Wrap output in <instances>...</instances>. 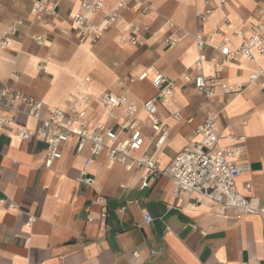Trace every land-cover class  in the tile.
Returning <instances> with one entry per match:
<instances>
[{
  "label": "crops",
  "instance_id": "1",
  "mask_svg": "<svg viewBox=\"0 0 264 264\" xmlns=\"http://www.w3.org/2000/svg\"><path fill=\"white\" fill-rule=\"evenodd\" d=\"M50 1L56 3V14L47 18L31 13L30 0H0V33L20 22L7 46L0 47V80L42 101L47 115L53 107L66 110L78 80L89 77L82 90L90 97L85 107L90 127L103 115L96 100L103 92L125 91L137 107L136 116L146 118L141 104L154 93L153 70L181 86L198 55L193 33L210 35L209 45L219 40L216 28L229 35L223 14L236 30L247 34L256 21L264 23V0H229L204 24L196 18L204 0H131L121 18L91 43L89 35L72 30L80 0ZM112 4L108 0V6ZM94 19L100 22L98 15ZM130 22L141 28V45L129 42ZM175 33L181 34L180 42L167 47L163 39ZM32 35H40L42 42ZM231 41L235 44L237 39ZM209 45L208 57L214 53ZM258 67L264 69V55L256 62L240 57L224 64L220 82L240 85L235 92L223 93L217 87L216 94L206 99L189 86L160 100L158 111L168 136L156 158L166 165L197 139L194 129L204 118L206 102L217 113L219 144L239 148L237 159L249 162V169L236 179L237 190L255 197L264 211V87L247 82ZM211 68L205 64L207 73ZM143 72L146 77L138 80ZM124 76L134 81H121ZM174 111L178 119L171 117ZM114 112L116 120L107 123L119 131L124 117L121 109ZM13 116L26 127L37 124L24 113ZM143 132L150 135V129ZM146 141L143 148L151 153ZM75 145L76 140L70 139L61 158L45 166L41 138L20 140L10 127L0 131V197L7 198L0 205V264H264V215L237 217L232 209L196 202L193 194L175 195L167 177L149 178L140 189L142 170L127 171L117 163L109 166L103 154L93 158L88 168L93 183L87 186L75 177L89 153L76 152ZM10 201L17 208H8ZM146 212L152 221H144ZM29 216L34 221L27 226Z\"/></svg>",
  "mask_w": 264,
  "mask_h": 264
},
{
  "label": "built area",
  "instance_id": "2",
  "mask_svg": "<svg viewBox=\"0 0 264 264\" xmlns=\"http://www.w3.org/2000/svg\"><path fill=\"white\" fill-rule=\"evenodd\" d=\"M31 13L53 17L56 14V3L50 0H30ZM131 0H113L109 7L108 0H80L79 8L72 17V30L81 36H90V42L98 41L109 27L121 18V11L128 7ZM229 0H204V8L196 13L198 23L208 21L214 10L220 9ZM145 7L143 6L142 12ZM100 17L96 22L94 16ZM17 21L6 26L0 33V47L5 48L11 36L16 31ZM222 23L230 34H224L216 28L214 33L219 40L209 45L210 35H204L198 31L193 33V39L198 51L194 60L191 73L182 76V85L178 86L159 69H154L150 83L154 93L146 98L141 108L146 118L136 116L137 107L131 104L124 92H103L96 97L104 112L101 119L90 127L86 117V105L90 97L82 88L89 81V77L78 80L76 89L70 95V101L66 110L53 107L47 115H43L44 105L42 101L27 95L15 87H11L6 81L0 80V131L10 127L13 134L20 140L41 138L45 144V166L61 158L64 145L72 138L76 140L75 150L80 153L88 150L89 156L83 161L75 180L87 186H91L93 179L88 174V168L94 157L104 155L109 166L119 164L123 169L142 170L139 188L148 185V179L167 177L172 181L175 195L189 193L195 195L196 202L210 201L220 209H232L236 216L245 214H262L253 196H246L236 188V179L244 171L249 169V162L245 159L238 160L239 148L219 144L217 134V113L208 109L207 103L202 105L205 111L204 118L194 129L197 136L192 143L183 147L174 154L171 160L162 165L156 158V152L166 143L168 127L164 117L158 111L160 100L171 99L177 89L192 86L206 99L216 94L217 87L223 93H232L238 90L240 85L221 83L224 64L237 60L240 57L250 62H256L264 55V23L256 21L251 31L247 34L236 30L226 14L222 15ZM45 22V26H49ZM145 29L147 27H144ZM140 26L134 22L129 23V42L131 45H141L139 40ZM37 43L42 42L40 35H32ZM181 34L175 33L166 36L163 42L167 47L176 46L181 40ZM237 42L232 44L231 39ZM210 46L214 53L208 57L206 46ZM211 64L210 73L205 71V64ZM146 73H140L136 78L142 80ZM134 81L133 77H122L121 81ZM248 83L258 82L264 87V69L258 67L247 76ZM25 105L22 111L19 106ZM121 109L124 117L118 124L119 131H115L107 122L116 120L115 109ZM13 113H24L28 118L37 122L35 127H26L17 123ZM173 119H178V112L170 114ZM189 121V120H188ZM150 129V135H144V129ZM127 132L124 135L123 132ZM152 147L148 153L143 147L147 144ZM244 140V136L239 137ZM6 197H0V205H5ZM8 208L15 209L16 204L8 202ZM144 221L150 222L153 217L144 213ZM34 217L29 216L26 225L30 226Z\"/></svg>",
  "mask_w": 264,
  "mask_h": 264
}]
</instances>
